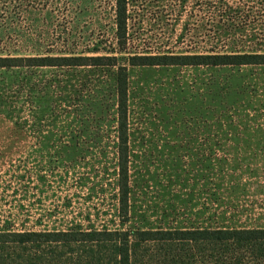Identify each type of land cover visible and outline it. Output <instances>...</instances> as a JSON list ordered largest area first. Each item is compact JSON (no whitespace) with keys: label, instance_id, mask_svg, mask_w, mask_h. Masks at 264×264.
<instances>
[{"label":"rangeland","instance_id":"374dc122","mask_svg":"<svg viewBox=\"0 0 264 264\" xmlns=\"http://www.w3.org/2000/svg\"><path fill=\"white\" fill-rule=\"evenodd\" d=\"M126 14L123 44L115 0H0V57L101 58L0 68V234L264 228V65L127 63L264 53V0H129ZM119 67L128 85L126 217L118 209ZM31 246L0 244V264Z\"/></svg>","mask_w":264,"mask_h":264},{"label":"trees","instance_id":"16d2710c","mask_svg":"<svg viewBox=\"0 0 264 264\" xmlns=\"http://www.w3.org/2000/svg\"><path fill=\"white\" fill-rule=\"evenodd\" d=\"M17 1V0H10ZM129 0H115L116 36L127 38ZM119 44H121L119 42ZM122 45V44H121ZM84 57H0V68L88 65ZM115 59V58H113ZM131 67H236L264 65V53L208 52L194 55L131 56ZM126 67H119L116 86L119 117V211L129 214V146L126 113ZM128 221V218L125 220ZM0 244L32 245L31 254L12 251L3 264H264V228L129 227L120 230L14 232L0 234Z\"/></svg>","mask_w":264,"mask_h":264},{"label":"crops","instance_id":"0c3cea01","mask_svg":"<svg viewBox=\"0 0 264 264\" xmlns=\"http://www.w3.org/2000/svg\"><path fill=\"white\" fill-rule=\"evenodd\" d=\"M205 131H206V130H202V136L204 137L205 135H208L209 140H210V135H211V132H210V131H211V130L208 129L206 133H205ZM208 145H210V143H209Z\"/></svg>","mask_w":264,"mask_h":264}]
</instances>
